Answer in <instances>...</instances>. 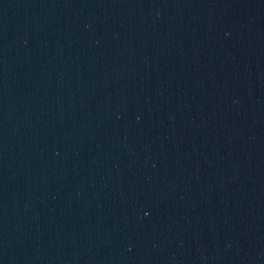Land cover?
<instances>
[{
	"label": "water",
	"instance_id": "95a60500",
	"mask_svg": "<svg viewBox=\"0 0 264 264\" xmlns=\"http://www.w3.org/2000/svg\"><path fill=\"white\" fill-rule=\"evenodd\" d=\"M0 264H264V0H0Z\"/></svg>",
	"mask_w": 264,
	"mask_h": 264
}]
</instances>
